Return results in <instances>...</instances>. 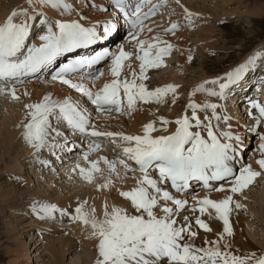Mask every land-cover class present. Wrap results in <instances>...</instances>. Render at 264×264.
Returning a JSON list of instances; mask_svg holds the SVG:
<instances>
[{
	"label": "snow or ice",
	"instance_id": "obj_1",
	"mask_svg": "<svg viewBox=\"0 0 264 264\" xmlns=\"http://www.w3.org/2000/svg\"><path fill=\"white\" fill-rule=\"evenodd\" d=\"M176 2L179 3V0ZM27 3L31 14L28 10L13 11L5 23L0 24V96H9L13 101L20 99L18 84H24L28 78L37 77L43 71L51 73L67 54L101 43L116 31V24L112 22L105 23L102 32H98L99 25L85 27L77 21H49L41 9L50 6L68 13L71 6L66 0H27ZM114 4L130 26L129 43L135 42V50L125 51L121 47L112 52L105 48L93 55L73 59L58 67L52 80L86 97L100 113H131L137 110L138 103H165L168 94L176 93V86L170 84L149 91L144 81L148 79L149 69L165 66L164 58L172 53L173 45L160 35L152 40H141L139 35L144 31V22L166 6L167 0H161L160 4H154L153 0H136L134 6L127 0H114ZM145 7L148 8L146 12L143 11ZM185 12L191 24V13L187 9ZM177 28L178 25L173 23L164 30V34ZM147 31L152 32L153 29L148 28ZM133 57L139 61V74L133 71L132 79H121L125 62ZM102 61L109 62L107 74L112 79L98 91H93L83 81L88 79L95 84L105 73H84L81 70ZM254 63L255 58L250 59L235 72L228 73L227 77L206 82L218 85V91L206 89L201 84L193 95L207 92L209 96L225 99L226 90L239 83ZM127 67L131 69V64ZM176 99L174 95L173 104ZM218 107L215 103L200 105L191 102L187 106L191 115L186 112L175 120L160 117L161 127L157 128L155 123L150 122L143 126L142 135H126L97 130L90 112L70 99L60 101L45 96L40 103L25 105L28 123L24 125L23 138L37 153L48 148L55 154L56 149L68 146L67 142L65 145L55 142L63 133L53 125L54 120L88 140L84 160L100 149L97 138L103 137L112 143L119 139L127 145L115 161L102 158L110 177L115 175L120 178L117 164L125 173L138 171L141 174L135 188L119 193L130 202V210L113 207L109 212L105 204L103 219H98L95 208L85 211L82 204L71 215L74 222L91 229L90 238L98 240L95 264H264V255L234 254L225 240L226 236L234 235L230 224L231 213L242 208L234 196L243 194L264 173V158L256 161L261 171L239 163L242 139L232 131L231 117L218 114ZM249 107L258 112L256 124L264 125V105L253 101ZM198 112L204 113L203 119ZM213 121L216 123L213 124ZM221 124L227 125V130L221 129ZM169 125H175L174 132L156 135L168 133ZM256 135L261 142L257 150L264 157V133ZM38 162L47 164L43 160ZM77 169L80 177L88 183L93 182L94 173L102 171L99 162H92L89 169L77 164L73 171ZM110 186H114L113 181L108 179L100 188ZM197 186H202L207 193L202 199L195 192ZM212 192L230 194L217 201L209 198ZM187 195H191L194 202L191 212L200 214L195 218L199 229L205 233L212 231L209 223L201 218L205 214L209 220L222 221L219 240H206L204 247L195 244L197 232L192 230L191 219L188 215L182 216L189 209V201L177 198ZM210 210H214V215ZM31 211L42 220L55 219L56 213L62 217L69 215L54 204L41 202H33Z\"/></svg>",
	"mask_w": 264,
	"mask_h": 264
},
{
	"label": "rangeland",
	"instance_id": "obj_2",
	"mask_svg": "<svg viewBox=\"0 0 264 264\" xmlns=\"http://www.w3.org/2000/svg\"><path fill=\"white\" fill-rule=\"evenodd\" d=\"M68 1L71 2L72 6H75L76 1L67 0L68 4L70 3ZM100 2L101 1H98L96 3ZM179 4H181V9L176 5L175 2L171 1L167 7H161L157 16L158 19L148 25V27L144 28V31L139 35V39L141 40H152L153 37L160 35L163 40L164 38L165 40L167 38L166 41L169 44L174 45L172 53L164 58L166 66L160 68L161 70H148V79L144 81V83L147 85L149 91H154L158 87L167 86V83L174 78L177 69L181 67L179 60L182 54L188 56V59L191 57L189 64L185 69L183 68V75L180 76L181 81L177 82V84L175 83L177 88V91L174 94L175 97H177L176 102L173 104L174 95L171 94L165 97V103L163 104H150L154 109V115L152 113V116L158 118H156V122H160L159 118H165V115L169 117L171 115V120L179 118L186 112L187 114L189 113L188 115H191V111L188 110L187 104L192 100L201 99L205 100V103L211 102V100L208 99L204 94L198 95L197 93L195 95H190L191 88H193L195 85L194 88L196 89V87L204 81L225 78L227 77L228 73L235 72L242 65L247 64L250 59L255 58V63L251 65L247 72L242 75V79L239 83H242L244 77L247 74L249 75L252 70H255L254 68L258 69L256 73L252 75V77H255L259 71L263 70L264 72V0H179ZM185 9L191 12V24H189L188 18L185 19L183 17L186 15ZM22 10H28L31 14V9L27 3V0H0V24L5 23L6 18L13 11L19 12ZM86 11L94 12L95 10L88 8ZM102 15L103 13H101V16ZM80 16L81 18H84L83 13H80ZM168 19L172 22H175L178 25V28L165 35L161 31L163 30V26L167 23ZM175 19L177 22L174 21ZM95 21L97 23L102 22V20L98 18H95ZM16 22L19 21L17 20ZM148 28H152L155 32H146ZM146 33L151 34L146 35ZM177 34L179 36H176ZM180 37H185L183 39L188 44L186 48L187 50L184 52L177 48V43L175 42ZM126 38L127 40L125 41ZM168 38H170L171 41ZM199 38H203L202 44H199ZM118 40V42H122L121 47H123L125 51L135 50V42L133 41L132 43H129L130 37L128 34L120 37ZM135 61L136 59L133 57L130 61L125 63V68L122 71L121 79L127 78L130 80L132 79L131 73L134 71L133 69H137L139 71L138 66L135 68L136 64L139 65V61L136 63ZM129 63L131 64V69L127 67ZM263 74L264 73L261 72L258 75L262 78V80L264 79ZM108 76L110 77L108 74L106 77H103L108 79ZM200 80H202V82L198 83ZM137 82L139 83V81ZM30 85L33 86L31 90L34 93L37 91H44L47 87L51 86L50 88H56L61 90V92H64V94H66L65 99H70L73 102H78L79 104L83 102L82 105L86 104L84 100L78 97L79 95L76 96V94H71L72 92H75L73 89H68L70 92V94H68L69 92L65 91L64 86H58L59 88H57L56 85L54 87L51 83H48L44 80L36 81ZM226 92V98L220 99L217 105H219L218 109L222 107L224 110H226V112H228V110L232 107V103L228 102V100L231 99L229 98L230 92L228 93V90H226ZM23 94V92L17 93V95L20 96L18 101H13L9 96H0V196L3 197V195H5L9 189H12L13 186H15V189H17L15 191L16 193L14 192L11 197L4 199L0 197V264H55L50 252L47 249L48 245L51 244L50 242L57 245L59 240L62 239L67 233V235H70L71 232L72 234H77V229L73 228L72 230V225H70H76L77 222L72 223V220H59L58 218L56 220L38 219L32 215L30 208L27 206L30 205V203H26L25 199L30 198L33 200L32 202L54 204L60 209H67L66 211L68 213L72 211L68 208L75 209L82 204L84 205V209L87 208V206L85 208V205L97 207L96 216L98 219H103L102 209L104 208L103 205L107 203L105 201L107 198L106 195H103V199L101 200V193L98 192L96 188L97 184H99L98 181L95 180V182L93 181L92 183L84 181L80 177L78 169L76 170V174H74L75 171H73V169H75L77 164H81L80 166L85 169L88 167L86 162L87 160H83L82 155L88 150L87 146L84 151H81L76 155L75 160H71L73 162H67L70 163V166L67 167L68 172H66L67 175H71L69 176V180L67 178L57 180L56 178H60L59 176L50 179L53 176L51 173H55L54 170H57L55 168L58 167L52 166L51 168H44V166L38 161L46 159L51 160L52 163H56L55 161L57 160V157L54 156L55 159H51L50 157L46 158V156L51 154L48 148H45L40 153H37L36 150L29 146L24 140L23 125L18 131L22 120L20 118H17V121L15 120V112L18 110L23 112L25 105L39 101L38 99L36 100L34 96L31 97L29 94L25 96ZM235 94H237V92ZM142 104L143 103H139L138 106H136L138 109L133 112L134 114L131 115L129 119L128 116L130 113L125 112L124 116L118 118L119 120L115 122V124H120L123 128L133 124L134 122H137L135 127L137 126L143 130V126L147 124V121L145 120L147 117V106H149V104ZM234 108L237 110V107L234 106ZM170 110H172V112L174 111L176 115L170 114ZM200 116H202L203 119L204 113H201ZM91 117H93V114ZM140 117L143 121L139 122V120L136 119H139ZM243 117L238 114L237 126L243 124L238 122V120L240 121L241 118L243 120ZM100 118L101 119H97L98 121L94 123L97 124L104 122V120H108V118ZM247 123L248 121L245 123V125ZM53 125L63 133V129H60L54 120ZM171 126L173 125L168 127ZM157 127L159 128L161 125L158 124ZM263 128L264 125H258L256 128L257 133H262V131L264 133ZM256 129L254 132L247 133L243 137L242 142H246L244 141L245 139L247 140L242 160L244 164L248 160L249 150H253V152H255L256 148H258L259 144L261 143L259 142L260 140L258 141L259 138H257V133H255ZM142 134L143 133L141 132L140 135ZM159 134L168 133H156V135ZM65 136L67 135L65 134ZM65 136H63V138ZM56 143L61 144L62 142ZM125 146L127 145L123 144V142H121L119 139H117L115 143H112L110 140H108L106 143H104L103 147H101L99 154L104 155V158L108 160L110 157L112 159L117 158L122 155V149ZM99 154L98 151L93 152L90 154L89 159H94V157ZM252 154L255 155L254 153ZM256 156L261 157L260 154L258 155V153H256L255 157L253 156V158H256ZM58 159L61 161L60 158ZM254 161L255 160L252 159L246 164H253ZM99 167L103 171L100 173H108V170L105 169L107 166L103 164V162L99 163ZM117 170L119 175L122 172L121 175L125 176L126 178L131 175V173L125 174L119 165H117ZM71 178L74 181L71 180ZM96 178L97 177L95 174L94 179ZM98 179L100 178L98 177ZM120 179L117 181L118 183L115 182L117 188L114 187L119 191V193L124 191L123 187L130 184L129 182L127 183ZM79 184H81V187L78 186ZM214 193L215 192H212L209 195V198L217 200V195ZM75 196H77L78 199L77 205L64 204L61 206L60 202H66V200H71ZM89 197L91 198L90 200L87 199ZM112 199H114L113 196ZM116 199L112 201L113 204H116L114 206H119L121 208L130 210V204H128L130 202L124 203L125 206L123 207L122 200H120L119 197ZM237 199L242 205L241 209H234L235 215H237V218H239L240 231H233L236 236L233 235L234 237H229L230 240H225L227 242L230 241L229 244L232 247V244L237 242L242 250L243 255L254 253L252 246L259 252V256L260 254L264 255V174H261V176L256 179L255 183L245 190L243 194H239ZM190 208L191 207H189L187 212L184 211L182 215L188 213ZM188 214H190L188 215L190 218L191 216H195L196 218V216L200 215L198 212L193 214L191 210ZM63 217L66 218L67 216ZM195 218L193 219L194 221ZM201 218L204 219L206 223H209V225L212 224L213 229L211 228V232L205 233L202 229H199L198 226L195 225L194 221H191L193 225V231H196L198 234L195 239H202L204 237V239L207 241H213V239L219 240L221 230H216L219 220H209L207 214ZM61 221H66V223H61ZM78 224L80 223H77V225ZM212 232L213 234H211ZM72 234L70 236H72ZM208 235L210 239L207 238ZM240 235H242V238H240ZM65 237L67 238L68 236ZM76 239L82 241L80 236ZM247 242L250 245H248ZM195 243L200 247L205 246V243ZM221 244H223V241ZM56 249L58 252H62V249H59L58 245ZM238 251L235 250L233 253H238L237 255L243 256L242 254H239L240 251ZM63 254L64 264H93L94 259L96 258L90 256L84 242H81L80 245L73 246L67 252H63Z\"/></svg>",
	"mask_w": 264,
	"mask_h": 264
},
{
	"label": "bare ground",
	"instance_id": "obj_3",
	"mask_svg": "<svg viewBox=\"0 0 264 264\" xmlns=\"http://www.w3.org/2000/svg\"><path fill=\"white\" fill-rule=\"evenodd\" d=\"M80 1H82L84 4H82V6L81 5H79L78 4V2H75V6H72L71 5V2L70 1H68V2H70L69 3V5L71 6V9H70V11L68 12V13H65L62 9H59V10H57V9H52L50 6L49 7H46V8H43V9H41L43 12H44V14L46 15V16H48L49 18H50V20L51 21H53V20H56V19H58V18H62V19H66V20H72V21H77V22H79L80 21V23L83 25V26H85V27H94V25H102V28H103V26L105 25V23H107V22H112V23H114L113 21H112V16L111 15H109V14H107V15H104L105 13H107V11H105V13L104 12H102V10L106 7L102 2H100V3H96L95 2V0H80ZM171 1V0H170ZM170 1L169 0H167V4H166V7H167V5L170 3ZM66 3H67V0H66ZM88 3H89V5H92L93 4V6H94V12H91V11H86V8L88 7ZM176 5H177V3H176ZM184 6V5H183ZM169 7V6H168ZM180 8H182L181 7V5L179 6ZM185 7V6H184ZM75 8V9H74ZM81 10H83V14H84V18H80V15H79V13H80V11ZM188 13H191L190 11H187ZM101 13H103V15L101 16ZM186 14V13H185ZM185 19H187L188 17H187V14L185 15V16H183ZM95 18H98V19H101L102 20V22H100V23H97L96 21H95ZM170 19V18H169ZM167 20V23L163 26V30L161 31L162 33H163V31L165 30V29H167V28H170L171 27V25L173 24V23H175V22H172V21H170V20ZM174 21H176L177 22V20L175 19ZM153 21H150V22H148L145 26H147L148 24H150V23H152ZM153 32H155V31H153ZM153 32H151V33H153ZM150 33V34H151ZM112 35H113V37L115 38L117 35H118V33H117V27H116V31L115 32H113L112 33ZM147 35H149V34H147ZM173 36H174V34H173ZM176 36H179L178 34L176 35ZM166 37V36H165ZM183 38H185V37H183ZM183 38H178L175 42L177 43L176 45H177V48L180 50V51H185V50H187L186 48H187V46H188V44L185 42V40L183 39ZM169 40H170V38H168ZM164 40H165V38H164ZM166 40H167V38H166ZM202 40H203V38H199V40H198V42H199V44L201 43L202 44ZM171 41V40H170ZM174 46V45H173ZM114 47H119L117 44L114 46ZM182 52V53H183ZM72 57H74L75 56V54L74 55H71ZM127 62V61H126ZM125 62V63H126ZM136 62H138V60H136L135 61V63ZM189 59H188V56H186L185 54H182L181 55V57H180V60H179V63H180V65H181V67H180V65H179V67L180 68H178L177 69V71H176V73H175V76H174V78L172 79V80H170L168 83H167V85H169V84H171V85H174L175 86V83L177 84V82H179V81H181V77L180 76H182L183 74V72H184V70H183V68L185 69L186 68V66L189 64ZM134 63V64H135ZM164 65L166 66V63L164 62ZM137 66L139 67V65L138 64H136V67L135 68H137ZM164 67V66H163ZM163 67H161V68H163ZM106 68H108V66L107 67H105L103 70H101V71H103L104 73H105V75H104V77H106L107 76V73H108V71L107 70H109V69H106ZM160 69V68H159ZM252 69V68H251ZM134 70V72H136L137 74H139V71L137 70V69H133ZM153 70H156V69H153ZM161 70V69H160ZM183 71V72H182ZM262 71H259V73L257 74V75H259L260 73H261ZM249 73V72H248ZM254 73H255V71H254ZM253 73V74H254ZM262 73H264V72H262ZM219 74V73H218ZM264 75V74H263ZM245 76V75H244ZM103 76L99 79V80H97V81H95V84H93L92 83V81H89V82H84L89 88H91L93 91H98L99 89H101L102 87H103V85L105 84V83H109L110 81H111V77H109L108 79H105ZM132 78V77H131ZM253 79H254V77H253ZM256 80V79H255ZM74 82H77V81H74ZM202 82V80H200L198 83H201ZM206 82H208V81H204L203 83H201V84H203L204 86H205V88L206 89H215V90H219L218 89V85H212L211 83H206ZM224 82H226V81H224ZM29 82H27V83H25V84H21V85H19V86H16L17 87V93H20V92H23L24 94L23 95H25V92L27 93V94H29V96H31V97H35L36 98V100L38 99L39 101H36V102H33V103H31V104H34V103H40L42 100H43V98L45 97V96H51L53 99H55V100H60V101H63V100H65L64 98H66V94H64V92H61V90H59V89H54V88H50V87H47L46 88V90H44V91H37L36 93H34L31 89L33 88V86L32 85H30L31 83H29ZM48 83H51L54 87H55V85H56V87L57 88H59L60 86H64L65 87V91H68V89H71V88H69L68 86H66V85H63V84H61L60 82H58V81H50V82H48ZM200 84V85H201ZM23 85V86H22ZM98 85V86H97ZM199 85V86H200ZM35 86V85H34ZM59 86V87H58ZM195 86V85H194ZM194 86H193V88H191V93H190V95H193V93L195 92V88H194ZM198 87V86H197ZM196 87V88H197ZM234 86H232V87H230V88H233ZM159 88V87H158ZM23 90V91H22ZM38 90V89H37ZM69 92V91H68ZM73 93V92H72ZM255 93L257 94V96L259 97V99L261 100V101H263L264 102V79L263 80H259V82H258V85H257V87H256V91H255ZM68 94H70V92L68 93ZM74 94H76V95H79V96H81V94L80 93H77L76 91L74 92ZM197 94V93H196ZM200 94H204L208 99H210L211 101H216V102H219V98L218 97H212V96H209L208 94H207V92H204V93H198V95H200ZM168 95H171V93L170 94H168ZM174 95V94H173ZM26 96V95H25ZM82 98H85V99H87L86 97H83V96H81ZM198 97V96H197ZM209 97H211V98H209ZM11 98V97H10ZM191 98V97H190ZM216 98V99H215ZM205 100H201V99H199V100H195V102H198L199 104H202L203 102H204ZM253 101H255V102H258V101H256V100H252L251 102H253ZM188 102V101H187ZM228 102H230V103H232V107L228 110V112H226V110H217V113L218 114H220V115H228L229 117H231V121H230V123H231V125H232V131L235 133V134H238L240 137H241V139H242V141H243V137H244V135H246L247 133H251V132H254L255 131V129L258 127V125L256 124V113H257V111L256 110H254V109H250V107L248 106V111L247 112H245V113H241L240 112V109H239V105L236 103V100H235V98H233V99H229L228 100ZM241 102V101H240ZM250 102V103H251ZM259 103V102H258ZM139 104V103H138ZM138 104H137V106H138ZM188 104H189V102H188ZM187 104V105H188ZM261 104V103H260ZM143 105V104H142ZM250 105V104H249ZM234 106L235 107H237V110H236V108H234ZM82 108H83V106H81ZM138 109V108H137ZM153 107L149 104V106H147V117H146V120L145 121H147V123H150V122H152V123H155V125H156V127H157V125L158 124H160V122H156V118L157 117H153L152 116V113H153ZM242 110V109H241ZM96 112H95V114H96V116H97V119H101L100 117H102L103 119H107L108 118V120H104V122H101V123H97V124H95L96 125V128H97V130H99V131H110V132H113V133H124V134H126V135H140V133L142 132V130L139 128V127H135V125H136V123L137 122H134L133 124H130L129 126H126V127H121V125L120 124H118V125H116L115 124V122H117L119 119L118 118H121L122 116H124V114H122L121 116H115L113 113H111V112H105V113H100V112H97V110H95ZM140 111V110H139ZM249 111H251V113H252V115H251V117L249 116ZM15 112V111H14ZM201 113L202 112H198L197 114L199 115H201ZM14 114V113H13ZM134 113L132 112V113H130L129 114V116H128V119L131 117V115H133ZM138 114H141V113H138ZM170 114H173V115H176V113L173 111L172 112V110H170ZM238 114H240V116L241 117H243V120H242V118L240 119V121L238 120V122L239 123H243V124H240V126H237V116H238ZM245 114V115H244ZM199 115V116H200ZM208 115L209 116H211V112H209L208 113ZM201 117V116H200ZM17 118H20L21 120H22V123L19 125V129H18V131L20 130V127L23 125V127H24V125L26 124V123H28V119H26V108L24 109V111L23 112H21L20 110H18V111H16L15 112V120L17 121ZM30 119V118H29ZM96 119V121H98ZM158 119V118H157ZM165 119H169V120H171L172 119V117H171V115H170V117L169 116H167V115H165ZM239 119V118H238ZM136 120H139V122L140 121H143L142 120V118L140 117L139 119L137 118ZM95 121V122H96ZM121 121V120H120ZM123 121V120H122ZM248 121V123L245 125V123ZM138 122V123H139ZM215 122V121H214ZM216 123V122H215ZM139 125H140V123H139ZM144 125V124H143ZM161 125V124H160ZM58 126H60V124H58ZM118 126V127H117ZM125 126V125H124ZM142 126V125H141ZM170 126V125H169ZM220 127H221V129H223V130H227V125H223V124H221L220 125ZM142 128V127H141ZM158 128V127H157ZM169 128V131H168V134H171V132H174V130H175V125H173V126H171V127H168ZM61 129V128H60ZM63 129V128H62ZM263 130H264V128H263ZM16 132V131H15ZM62 132V131H61ZM66 134V132H65V130H63V135H62V137H60V140L59 141H56V142H62L61 143V145H64V144H66L65 143V140L66 139H68V137H70V138H72V134H66L67 136H65V134ZM262 133H263V131H262ZM14 135H15V133H14ZM63 136H65L64 138H63ZM247 136H250V135H247ZM247 136H245V137H247ZM257 138H258V136H257ZM257 138H256V140H257ZM61 139H63V140H61ZM78 139H81V137H78V138H76V140L74 139V142L76 143V141L78 140ZM83 141V140H82ZM108 141V139H106V138H102L100 141H99V143H100V145H101V147L104 145V143H106ZM245 141L247 142V140L245 139ZM258 141H259V139H258ZM78 142H81V140L80 141H78ZM77 142V143H78ZM246 142L245 143H243L242 142V151H241V153H240V156H241V159H240V161H239V163H241L242 162V153H244V151H245V144H246ZM260 142V141H259ZM70 143V145H68V147L69 148H65L66 150H70L71 149V147H74L75 146V148H77L76 147V145H75V143H71V142H69ZM86 143V142H85ZM256 144H258V143H256ZM100 147V148H101ZM258 149V148H257ZM63 150V149H62ZM62 150L61 149H56L55 150V154H53V159H55L54 158V156L55 157H57L56 159V163H52V161L51 160H46V159H43V161H46V162H48V163H50L49 165L48 164H46V167H52V166H56V167H58V168H55V169H57V170H54L55 171V173L53 172V173H51V175H53L50 179H53V177H57V176H59L60 178H56L57 180H61V179H64V178H67L68 180L70 179L69 178V176H71V175H67L66 174V172H68L67 171V167H69L70 165V163H67V162H70L71 160H75V157H70V153H69V155L68 156H63V155H61L62 154ZM100 150V149H99ZM99 150H98V154H99ZM8 151V150H7ZM71 151V153L72 152H74L73 150H70ZM70 151H68V152H70ZM49 152H51V151H49ZM249 157H248V160H247V162L249 161H251L252 159L253 160H255L254 161V163L253 164H248V165H251V167L254 169V170H256V171H261L260 170V168H259V166L257 165V163H256V161L257 160H259V159H261L262 157H259V156H256V158H253V156L255 157V155H256V153H259V151L257 150V151H255V152H253V150H249ZM52 153V152H51ZM80 153V152H79ZM252 153H254L255 155H253ZM250 155H251V157H250ZM106 157V156H105ZM58 158H60V160L61 161H59V159ZM102 158H104V155H96V157H94V159H89V161H86L87 162V164H88V167L86 168V169H89L90 168V165H91V163L92 162H95V161H97V162H103V160H102ZM108 158H109V156H108ZM111 159V160H110ZM117 158H109V161H115ZM84 160V159H83ZM99 160V161H98ZM71 162H73V161H71ZM247 162H245V164L247 163ZM243 163V162H242ZM55 164V165H54ZM104 164V163H103ZM44 167H45V164H42ZM63 165V166H62ZM81 165V164H80ZM117 165H119V164H117ZM102 166V165H101ZM120 166V165H119ZM105 169H107V167L105 168ZM104 169V170H105ZM70 170V169H69ZM108 170V169H107ZM58 172V173H57ZM76 172L77 171H75V173L74 174H76ZM103 172V171H102ZM105 172V171H104ZM96 174V179H94L93 181L95 182V180L96 181H98L99 182V184H97V186H96V188H97V190H98V192H100L101 193V200L103 199V195H106V198H107V200H105L107 203H105V204H107V208H108V211L110 212L111 210H112V208L113 207H119V206H114V205H116V204H113V200H115L116 198H120V200H122V206L124 207L125 206V204L124 203H128L129 201H127V200H125L123 197H121L120 195H119V191L118 190H116L114 187H116L117 185H116V183H118L117 181H119V179L120 180H124L125 182H129L130 184V186L128 185V186H125V187H123L124 188V191H131L133 188H135L136 187V181L140 178V176H141V174H138L137 172L136 173H131V175H129V177L128 178H126L125 176H122L121 174H122V172H121V176H120V178L119 179H117L116 178V176L115 175H113V176H109V173H94V175ZM99 174V175H98ZM126 174V173H125ZM128 174V173H127ZM262 174H264V173H262ZM153 175H155V174H153ZM78 176V175H77ZM98 177L100 178V179H98ZM108 179H111L112 181H113V184H114V186H110L109 188H100V186L101 185H103ZM71 180H73L72 178H71ZM64 181V180H63ZM74 181V180H73ZM124 181H122V182H124ZM71 182V181H70ZM65 183V182H64ZM102 183V184H101ZM67 184V183H66ZM101 184V185H100ZM126 184V183H125ZM13 185V184H12ZM81 184H79L78 186L79 187H81L80 186ZM16 187L15 186H13V188L12 189H9L7 192H6V194L5 195H3V197L2 196H0L2 199H4V198H7V197H11V195H13V193L17 190V189H15ZM117 188V187H116ZM2 193V192H1ZM16 193V192H15ZM216 193V195H217V197H216V199H217V201L218 200H220V199H223L226 195H228V194H230V193H217V192H215ZM214 193V194H215ZM207 193L206 192H200L199 193V196H198V198H204V196L206 195ZM74 195V194H73ZM112 196L114 197V199H112ZM70 197H71V195H70ZM237 197H239V194L238 195H235L234 196V200L235 201H237L238 202V199H237ZM40 198V197H39ZM84 198V197H83ZM177 198H182V199H187L188 201H189V207H191L192 206V204L194 203L193 202V200H192V196L191 195H187V196H184V197H178L177 196ZM85 199V198H84ZM87 199H91L90 197L89 198H87ZM26 200V203H30V205H27L29 208H30V211H31V205H32V199H30V198H26L25 199ZM117 200V199H116ZM59 203V202H58ZM92 203V202H91ZM60 204H61V206L62 205H66V204H74V205H77L78 204V199H77V196H75V197H73L71 200H66V202L65 201H62V202H60ZM87 204H88V202H87ZM104 204V205H105ZM119 204V203H118ZM128 204H130V203H128ZM104 205H103V207H104ZM26 206V207H27ZM86 206H87V208H86ZM234 207V206H233ZM85 211H90L92 208H97V207H90V206H88V205H85ZM68 209H71L72 211H71V213H70V215H72V214H74V210L75 209H72V208H68ZM65 211L67 210V209H64ZM104 211V208L102 209V212ZM214 211V210H213ZM187 212V211H186ZM31 213H32V211H31ZM188 213H190V210H189V212ZM188 213H186V214H183V215H190V214H188ZM254 214V213H253ZM32 215L33 216H35L36 218H37V216L36 215H34L33 213H32ZM99 215V214H98ZM182 215V216H183ZM59 219V220H67V221H69V216H67L66 218L65 217H62V216H60V214L59 213H56L55 214V220L56 219ZM195 218V216H191V221L193 222L194 219ZM51 220V219H50ZM52 220H54V219H52ZM215 220V219H214ZM206 221H208V220H206ZM259 221H261V220H259ZM258 221V222H259ZM66 223V221H61V223ZM72 223H75L74 221L72 222ZM77 223H79V222H77ZM77 223H76V225H77ZM194 223H195V221H194ZM230 224H231V227L233 228V231H236V232H238V231H240V223H239V218H237V215H235V212L233 211L232 213H231V215H230ZM66 225V224H65ZM64 225V226H65ZM70 225H72V230H73V228L74 229H77L76 231H77V234H72V232H71V234H72V236H70V235H65V236H68L67 238L64 236L62 239H60L59 240V242L57 243V245L59 246V249H62V252H58L57 251V249H56V247H57V245H55V244H53L52 242H50L51 244H49L48 245V251L50 252V254H51V256H52V258H53V260H54V263L55 264H64V261H63V257H64V254H63V252H67L68 250H70L73 246H75V245H80L81 244V242H84V244L86 245V248H87V250H88V252H89V254H90V256L91 257H93V258H95L94 259V262H93V264H95V261H96V259H97V244H98V240L97 239H94V238H90V234H91V229L90 228H85L81 223L80 224H78L77 226L75 225V224H70ZM74 225V226H73ZM212 229H213V227H212V224L211 225H209ZM76 227V228H75ZM70 228V227H69ZM217 229H219V230H221L220 231V233L222 234V229H223V223H222V221H218V226L216 227V230ZM38 230V229H37ZM193 230V229H192ZM75 231V230H74ZM200 232V231H199ZM215 233V232H214ZM211 234H213V232L211 233ZM198 235V234H197ZM205 235V234H204ZM210 235V234H209ZM209 235H208V239H210V237H209ZM81 237V239H82V241H79V240H77L76 238H78V237ZM234 236H236L235 234H234ZM233 236V237H234ZM218 237V236H217ZM240 238H242V235H240ZM225 239H229V237H225ZM233 239V238H232ZM214 240V239H213ZM230 240V239H229ZM204 241H206L205 239H204V237L202 238V239H195V242H197V243H200V244H202V243H204ZM230 241H228V243H229ZM236 242V241H235ZM237 243V242H236ZM236 243H233L232 245H233V247L232 248H230L231 250H232V252L234 251L235 252V250L236 251H240V253L239 254H242L243 255V253H242V250H241V248H240V246L238 245V243L236 244ZM248 243V242H247ZM196 244V243H195ZM199 245V244H198ZM242 245V244H241ZM248 245H250L249 243H248ZM202 247H204V246H202ZM252 249L254 250V253L256 254V256L258 257L259 256V252L257 251V250H255L254 249V247L252 246ZM238 251V252H239ZM235 254H238V253H235ZM260 256H262L261 254H260Z\"/></svg>",
	"mask_w": 264,
	"mask_h": 264
}]
</instances>
